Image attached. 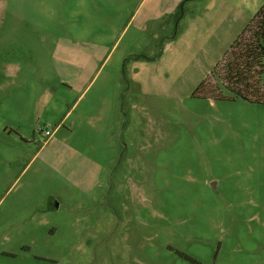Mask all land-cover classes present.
Listing matches in <instances>:
<instances>
[{"label":"rangeland","instance_id":"374dc122","mask_svg":"<svg viewBox=\"0 0 264 264\" xmlns=\"http://www.w3.org/2000/svg\"><path fill=\"white\" fill-rule=\"evenodd\" d=\"M263 5L0 0V264H264V104L194 96Z\"/></svg>","mask_w":264,"mask_h":264},{"label":"trees","instance_id":"16d2710c","mask_svg":"<svg viewBox=\"0 0 264 264\" xmlns=\"http://www.w3.org/2000/svg\"><path fill=\"white\" fill-rule=\"evenodd\" d=\"M264 72V5L234 41L224 58L194 92L197 98L220 100L227 88L250 103L264 104L260 76ZM221 84L215 80V77Z\"/></svg>","mask_w":264,"mask_h":264},{"label":"built area","instance_id":"2783aa9c","mask_svg":"<svg viewBox=\"0 0 264 264\" xmlns=\"http://www.w3.org/2000/svg\"><path fill=\"white\" fill-rule=\"evenodd\" d=\"M53 134H54V131H51V130L46 131L47 136H52Z\"/></svg>","mask_w":264,"mask_h":264},{"label":"flooded vegetation","instance_id":"af4514ba","mask_svg":"<svg viewBox=\"0 0 264 264\" xmlns=\"http://www.w3.org/2000/svg\"><path fill=\"white\" fill-rule=\"evenodd\" d=\"M178 253L182 256H186L182 251H178Z\"/></svg>","mask_w":264,"mask_h":264},{"label":"crops","instance_id":"0c3cea01","mask_svg":"<svg viewBox=\"0 0 264 264\" xmlns=\"http://www.w3.org/2000/svg\"><path fill=\"white\" fill-rule=\"evenodd\" d=\"M58 127H59V126H58ZM58 127H57V128H58ZM54 133H55V130H54ZM53 135H54V134H53ZM53 135H52V136H53ZM52 136H47V137L51 138Z\"/></svg>","mask_w":264,"mask_h":264}]
</instances>
